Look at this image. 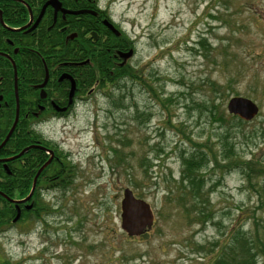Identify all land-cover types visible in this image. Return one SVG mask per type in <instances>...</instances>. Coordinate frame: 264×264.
<instances>
[{
	"label": "rangeland",
	"instance_id": "rangeland-1",
	"mask_svg": "<svg viewBox=\"0 0 264 264\" xmlns=\"http://www.w3.org/2000/svg\"><path fill=\"white\" fill-rule=\"evenodd\" d=\"M103 2L132 43L131 65L154 92L131 79L96 87L70 118L36 127L72 170L67 186L42 194L44 222L0 238V263L210 264L212 243L253 217L264 240V208L246 167L218 168L209 156L202 174L208 196L175 202L181 154L211 150L219 161L226 140L236 162L264 166V0ZM231 97L251 99L259 112L226 134L212 106L227 118ZM249 174L254 187L261 184ZM125 188L153 211L152 228L138 238L120 229ZM200 199L211 205L207 223L198 221Z\"/></svg>",
	"mask_w": 264,
	"mask_h": 264
},
{
	"label": "flooded vegetation",
	"instance_id": "flooded-vegetation-1",
	"mask_svg": "<svg viewBox=\"0 0 264 264\" xmlns=\"http://www.w3.org/2000/svg\"><path fill=\"white\" fill-rule=\"evenodd\" d=\"M103 1L0 0V145L18 108L16 125L0 146L2 239L25 223L41 222L47 212L42 194L50 185H65L49 171L63 161L36 127L74 115L99 83L111 85L102 77L129 79L135 50ZM32 185V195L18 203Z\"/></svg>",
	"mask_w": 264,
	"mask_h": 264
},
{
	"label": "trees",
	"instance_id": "trees-1",
	"mask_svg": "<svg viewBox=\"0 0 264 264\" xmlns=\"http://www.w3.org/2000/svg\"><path fill=\"white\" fill-rule=\"evenodd\" d=\"M103 80H107L111 85L115 86H122L121 82L125 81L122 78H107L102 77ZM129 79L134 82H139L141 86H147L145 82V78L143 76V71L136 70L131 68L129 72ZM106 83L101 82L99 83L98 87L103 88L106 87ZM150 91L154 92V89L150 86H147ZM210 89V85H209ZM212 93L219 92V88L215 83L211 86ZM10 95L12 96V92L10 91ZM156 95V94H155ZM214 110L213 116L218 115L216 117L215 122L223 123V126L226 127V134L233 129V127L239 128V126L246 125L248 122H244L239 118L228 115L226 118L221 111H218L215 105L212 106ZM144 111H137V113L142 115ZM227 120L232 123L229 124ZM228 142L225 140L222 144L220 149V160L218 161L216 158V154L213 153L211 150L206 152L205 150L194 151L191 153L181 154L180 161H181V174L179 178V188H177L178 197L176 198L177 205L178 203H182L184 201V196H194L198 197L200 194L207 197L208 193H203V187L206 185L205 180L203 178V173L205 172V168L208 162L209 156H212L213 162L215 163L216 167L222 168H230L231 166H240L239 169L242 171L245 167L248 168L249 173L257 174L262 177L261 184L254 187L252 185V176L249 173H245L246 177L248 178V184L253 189V191L257 195V202L259 204V209L264 208V166L257 164L254 161H245V162H236L233 150L229 149ZM226 161L228 163H226ZM252 165V166H251ZM260 167V168H259ZM72 169H69L65 164H59L53 167L52 164L49 165V171L57 175L61 182L68 183V179L66 176L70 174ZM67 185H51V187H62ZM27 187L24 189H20L21 195L27 191ZM209 191H212V188H209ZM201 196V195H200ZM202 202L204 205L202 213L198 217V221L201 223H207L210 221L211 214V205L207 202V199H200L199 203ZM210 210V211H207ZM36 218H38V214H35ZM215 219V216H214ZM250 219V218H249ZM42 222H44L43 218H41ZM210 253L213 254L211 263L210 264H259L258 258L259 255L264 257V240H263V233L257 226V221L255 217L252 218L251 223H242L240 225H233L229 228L228 232L224 236V240H220L217 242H213L210 247ZM1 264H9L7 262H1Z\"/></svg>",
	"mask_w": 264,
	"mask_h": 264
},
{
	"label": "water",
	"instance_id": "water-1",
	"mask_svg": "<svg viewBox=\"0 0 264 264\" xmlns=\"http://www.w3.org/2000/svg\"><path fill=\"white\" fill-rule=\"evenodd\" d=\"M37 23V21H36ZM35 23V24H36ZM35 26V25H34ZM131 52H129L126 56H130ZM226 110L229 114L233 116H237L239 119L243 121H250L258 114L257 105L243 97H232L227 101ZM17 121V115L15 117V121L8 132L6 138L4 139L1 146L7 141L9 136L11 135ZM27 149H24L19 153V155L23 154ZM50 152V151H49ZM52 155V152H50ZM18 155V156H19ZM49 163V160L44 163L38 170L36 176L41 172V170ZM35 181V178H34ZM34 189V185L26 197L22 201H18V203L24 202L27 200ZM120 229L124 232L128 237H138L144 234L147 230L152 227L153 224V213L150 209L148 203L144 200L138 199L133 195V192L125 188L122 192V198L120 201ZM17 218V217H16Z\"/></svg>",
	"mask_w": 264,
	"mask_h": 264
}]
</instances>
